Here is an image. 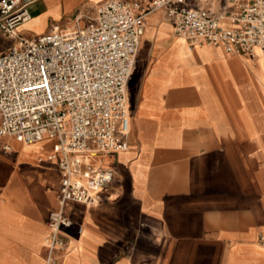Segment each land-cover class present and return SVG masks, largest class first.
Returning <instances> with one entry per match:
<instances>
[{
  "label": "crops",
  "instance_id": "0c3cea01",
  "mask_svg": "<svg viewBox=\"0 0 264 264\" xmlns=\"http://www.w3.org/2000/svg\"><path fill=\"white\" fill-rule=\"evenodd\" d=\"M104 1L37 0L18 31L87 25ZM174 28L165 10L147 15L128 85L131 147L101 156L116 177L98 200L67 203L75 225L57 264H264V56L191 47ZM16 43L0 30V51ZM56 141L0 138V264H46L61 171L40 157Z\"/></svg>",
  "mask_w": 264,
  "mask_h": 264
},
{
  "label": "built area",
  "instance_id": "2783aa9c",
  "mask_svg": "<svg viewBox=\"0 0 264 264\" xmlns=\"http://www.w3.org/2000/svg\"><path fill=\"white\" fill-rule=\"evenodd\" d=\"M37 0H0V30L17 43L0 51V138L33 144L57 139L41 156L61 171L59 207L49 217L46 264H57L75 225L68 202L91 203L116 169L101 156L129 150L132 114L128 85L146 32L147 15L165 10L191 47L218 46L232 55L264 56V0H233L216 14L186 0H106L87 25L59 24L35 38L18 27ZM144 4H147L146 6ZM2 148L12 149L5 142ZM82 232V226H78Z\"/></svg>",
  "mask_w": 264,
  "mask_h": 264
},
{
  "label": "rangeland",
  "instance_id": "374dc122",
  "mask_svg": "<svg viewBox=\"0 0 264 264\" xmlns=\"http://www.w3.org/2000/svg\"><path fill=\"white\" fill-rule=\"evenodd\" d=\"M105 2V1H104ZM103 3V2H102ZM23 33L26 34V35H32L33 34V31L30 30V29H23ZM2 51V50H1ZM109 163H106V165H108Z\"/></svg>",
  "mask_w": 264,
  "mask_h": 264
}]
</instances>
